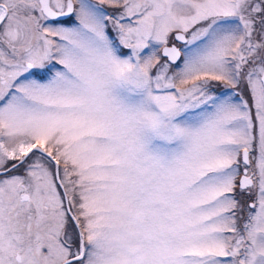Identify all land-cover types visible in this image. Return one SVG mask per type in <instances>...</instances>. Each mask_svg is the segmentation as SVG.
<instances>
[{
  "label": "snow or ice",
  "instance_id": "6c2138e0",
  "mask_svg": "<svg viewBox=\"0 0 264 264\" xmlns=\"http://www.w3.org/2000/svg\"><path fill=\"white\" fill-rule=\"evenodd\" d=\"M0 264H264V0H0Z\"/></svg>",
  "mask_w": 264,
  "mask_h": 264
},
{
  "label": "rangeland",
  "instance_id": "374dc122",
  "mask_svg": "<svg viewBox=\"0 0 264 264\" xmlns=\"http://www.w3.org/2000/svg\"><path fill=\"white\" fill-rule=\"evenodd\" d=\"M220 88H222V86H217V91H219V90H220Z\"/></svg>",
  "mask_w": 264,
  "mask_h": 264
}]
</instances>
